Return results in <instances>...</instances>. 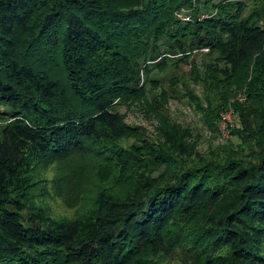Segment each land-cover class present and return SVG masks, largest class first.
Listing matches in <instances>:
<instances>
[{"label": "trees", "instance_id": "16d2710c", "mask_svg": "<svg viewBox=\"0 0 264 264\" xmlns=\"http://www.w3.org/2000/svg\"><path fill=\"white\" fill-rule=\"evenodd\" d=\"M205 48L204 122L236 123L202 152L151 74ZM121 103L157 118L152 137ZM177 252L264 264V0H0V264Z\"/></svg>", "mask_w": 264, "mask_h": 264}, {"label": "rangeland", "instance_id": "374dc122", "mask_svg": "<svg viewBox=\"0 0 264 264\" xmlns=\"http://www.w3.org/2000/svg\"><path fill=\"white\" fill-rule=\"evenodd\" d=\"M247 6V10L252 6L253 0H240ZM207 48L197 51L191 57H189L185 63L174 65V63H168L165 69L159 71L154 70L151 76L155 79H160L162 84L170 93L167 104L164 106L167 115L176 122L184 126H189L193 131L194 138L198 139V148L200 151L205 152L209 148L216 146L217 144L234 139L235 136L231 135L228 131V137H224L221 128L210 129L206 126L203 119V111L199 108L200 104L206 105L205 102V90L204 84L201 80L196 79L197 71L191 73L193 68L200 70L203 69V63L209 60ZM175 57L172 59L176 61ZM178 80L176 89L170 87V82ZM150 85H148V88ZM150 96H151V92ZM156 93V91H155ZM238 99L244 101L245 96L242 93L235 95L232 100ZM232 108V107H231ZM116 109L125 115V121L130 125L142 126L148 131V135L152 137L154 135V129L157 125V118L153 116L149 111L140 105L126 106L121 103L118 104ZM233 109V108H232ZM231 124L236 123V115L232 113ZM177 258L185 260V264H194L191 260L184 257L180 252L175 255Z\"/></svg>", "mask_w": 264, "mask_h": 264}, {"label": "built area", "instance_id": "2783aa9c", "mask_svg": "<svg viewBox=\"0 0 264 264\" xmlns=\"http://www.w3.org/2000/svg\"><path fill=\"white\" fill-rule=\"evenodd\" d=\"M181 17L185 20H189L190 17L188 15L180 14ZM233 113V109L226 111L222 114V119L219 121V128H221L222 134L224 137H228V124L231 123V116Z\"/></svg>", "mask_w": 264, "mask_h": 264}]
</instances>
